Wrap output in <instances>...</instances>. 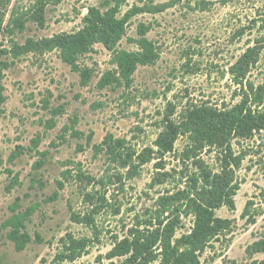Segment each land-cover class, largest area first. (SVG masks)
<instances>
[{"label":"rangeland","instance_id":"374dc122","mask_svg":"<svg viewBox=\"0 0 264 264\" xmlns=\"http://www.w3.org/2000/svg\"><path fill=\"white\" fill-rule=\"evenodd\" d=\"M38 1L0 0V61L6 64L5 101L0 105V223L11 216L8 207L17 198L18 211L36 207L26 223L31 242L23 251L7 240L8 230L0 233V264H120L122 259L107 257L114 243L157 217L158 199L190 188L198 170L189 165L181 178L172 174L161 185L152 183L157 172L179 171L187 144L183 137L171 154L146 163L134 177L95 146L111 135L125 139L137 152L155 149L167 119L178 122L188 108L238 102L230 72L248 47L257 45L260 52L248 77L264 85V0H57L45 7L43 28L31 18ZM114 6L120 17L139 9L116 49L137 52L132 40L138 39L137 28L144 24L158 52L154 64L138 66L129 85L122 81L99 88L102 76L118 71L112 53L101 44L77 59L81 69L90 71L83 86L57 49L42 43L20 50L28 40L78 32L90 7L103 12ZM19 21L22 30L15 26ZM34 138L40 141L38 148L30 144ZM261 139L242 144L249 156L236 173L234 208L215 211L218 218L231 221V232L212 244L214 249H206L203 264L264 263V253L251 259L245 253L264 239V136ZM16 151L20 155L9 160ZM199 159L217 169L214 153L204 152ZM157 163L164 170L156 169ZM248 201L253 203L249 213L258 215L253 225L242 218ZM192 223V216L182 214L183 228L176 230V238ZM58 255L67 259L58 260Z\"/></svg>","mask_w":264,"mask_h":264},{"label":"trees","instance_id":"16d2710c","mask_svg":"<svg viewBox=\"0 0 264 264\" xmlns=\"http://www.w3.org/2000/svg\"><path fill=\"white\" fill-rule=\"evenodd\" d=\"M52 1L57 0L38 1L36 12L31 18L40 28L45 24L44 9ZM138 10L136 7L132 8L120 17L116 6L109 7L103 12L90 7L78 32L56 35L40 42L28 40L20 50L27 52L41 47L42 43L45 45L44 48L57 49L61 61L79 75L80 84L83 86L90 71L87 68L81 69L77 59L80 55L89 53L95 44H101L112 53L118 71L102 76L98 82L99 88L117 85L122 81L129 85L138 66L154 64L158 58L156 47L147 38L149 27L144 24L137 28L138 39L132 40L138 48L137 52L116 49L118 42L126 34L130 19ZM15 26L22 30L24 24L19 21ZM2 31L3 19L0 17V35ZM259 54L257 45L248 47L231 67L230 73L232 82L237 87L235 94L239 98L238 102L232 105L223 104L221 107L188 108L178 122L167 119L154 142L155 149L147 148L137 152L125 139L114 138L111 135L105 137L100 145L95 146V149L104 152L118 169H124L129 177H134L138 169L146 163L171 154L178 138L183 137L187 144L180 153L179 171L157 172L152 183L161 185L172 174L181 178L190 166L198 170L197 173H193L191 178L193 184L190 188L185 187L174 194L161 196L157 202V217L150 218L143 227L130 229L122 239L116 241L107 254L108 260L122 259L120 264H203L201 257L206 249H214L212 244L221 242L220 238L230 234L231 221L218 218L215 211L224 206L234 208L233 196L239 188L236 173L244 159L249 156L248 151L241 149L242 144L262 140L261 137L264 136V85H256L248 77L258 62ZM5 67L6 64L0 61V105L5 101L2 84ZM30 144L38 148L40 141L34 138ZM236 149L238 150L235 151ZM204 152L214 153L217 165L215 171L199 159ZM19 155V152H13L9 160ZM158 166L159 163L155 168L164 170V167ZM9 189L8 185L6 190ZM261 196L264 198V192ZM89 197L90 195H86V198ZM18 201L17 198L15 203L8 207L11 216L0 223V233L8 230L7 240L13 243L16 251L21 252L31 242V237L26 231V223L36 207L21 212L17 210ZM88 203L92 204L91 201ZM251 205L252 201H248L242 214L248 225L255 224L258 216L257 213H249ZM166 214L168 216H165ZM182 214L192 216L193 223L187 233L176 238V230L183 228L180 225ZM71 219L77 223L83 222V219L76 217ZM84 223L89 224L90 220L84 219ZM74 242L72 240L73 244ZM78 245L80 243L75 242V246ZM68 251L71 253V249ZM245 253L250 259L255 254L264 253V239L253 242L246 248ZM69 257L70 260L73 259V256ZM57 258L61 261L67 259L63 255H58ZM231 264H235L234 261H231Z\"/></svg>","mask_w":264,"mask_h":264}]
</instances>
